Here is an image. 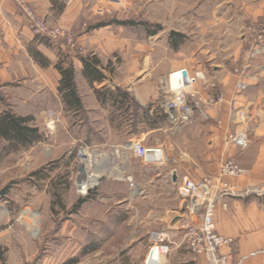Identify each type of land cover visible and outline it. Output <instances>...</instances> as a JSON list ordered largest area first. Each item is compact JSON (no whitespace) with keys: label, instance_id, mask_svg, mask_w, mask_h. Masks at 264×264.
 <instances>
[{"label":"crops","instance_id":"obj_1","mask_svg":"<svg viewBox=\"0 0 264 264\" xmlns=\"http://www.w3.org/2000/svg\"><path fill=\"white\" fill-rule=\"evenodd\" d=\"M30 1L52 24H61L74 32L85 54L73 51L64 41L36 37L16 2L0 0V90L10 92L14 112L36 117L37 110L44 109V103H48L45 108L60 107L63 112L58 126L61 134L72 140L75 149L86 144L105 153L140 141L147 148L162 150V163L146 164L132 151L126 153L124 165L136 178L138 193L133 196L126 181L107 175L103 183H115L103 184L92 189L88 197L84 196L86 227L100 221L125 224L126 213L132 210V218L144 225V229L163 228L174 236L177 246L166 255L163 264H211L206 256L191 252L184 231L179 229L180 216L187 207L177 187L185 177L201 180L207 175H216L224 160H234L248 171L239 177H228L231 184L264 186V72L253 68L254 75L246 78L250 85L248 90L239 91L233 69L242 65L240 49L227 57L204 51L195 54L194 49L188 52L170 45V51L162 54L156 41L151 45L144 39L124 38L118 25H102L86 31L79 3L66 6L63 0ZM244 3L246 7L254 4L252 0ZM225 24L226 18L222 17L199 25L203 35L209 27L215 28L216 34L227 30ZM238 28L233 25L228 30L229 40ZM156 35L149 39H156ZM88 55L100 61L97 69L102 79L86 75L82 58ZM59 62L64 66L73 63L83 107L74 109L66 105L59 91L62 78L57 67ZM260 62L264 63V59ZM113 68H121L123 75L116 74ZM179 68L197 77L190 89V98L203 102L209 118L198 115L191 125L175 132L162 108L160 82ZM243 107H248L251 115L246 123L240 124L235 112ZM2 109L0 107V113ZM34 123L39 125L38 120ZM43 128L40 126L41 132ZM243 128L248 130L251 142L245 149L226 140L229 134ZM153 133L161 134V139L155 137L156 142L151 141ZM174 174H177L176 182ZM95 202H101L100 207L94 205ZM224 202L228 203V208L224 207ZM202 212H194L193 221L200 222ZM216 215L217 230L234 238L237 254L264 248V195L222 197L218 200ZM94 241V238L87 239L83 246ZM31 259L23 255L11 263L22 264ZM51 260L56 262L57 258L45 255L39 259L43 264ZM243 264H264V257L253 256Z\"/></svg>","mask_w":264,"mask_h":264},{"label":"rangeland","instance_id":"obj_2","mask_svg":"<svg viewBox=\"0 0 264 264\" xmlns=\"http://www.w3.org/2000/svg\"><path fill=\"white\" fill-rule=\"evenodd\" d=\"M244 1L63 0V4L81 5L80 12L86 21V31L105 22L107 25L120 26L119 29L122 30L119 32L128 40L144 39L151 45L156 41L160 44L162 54H167L170 45L178 42V47L183 51L194 49L195 54L204 51L206 54L231 57L234 50L240 49L242 54L250 45L244 34L248 25L255 24L264 30V6H261L264 0H252L254 4L250 7L244 6ZM28 2L31 3L30 0ZM31 5L50 27H62L67 33L66 40L70 37L81 46L74 32L61 24H52L32 3ZM256 10H263L260 12L262 14L256 13ZM92 17L96 18L95 22ZM222 17L226 18L224 26L227 30L216 34L215 28L209 27L210 30L202 35L200 22L205 24L206 20L217 21ZM233 25L239 28L229 40L228 30ZM154 35L156 39H149ZM162 38L166 41H162ZM114 70L116 74L123 75L121 68H113ZM252 74L253 72L251 76ZM46 104L48 103L43 104L44 109L37 110L34 117L39 121V127H45L42 132L44 138L40 143L7 152L4 150L7 141L0 138V191L9 185L6 194L0 196V263L12 264L11 262H16L24 255L32 257L33 260L22 264H43L39 261L40 258L53 255L57 258L56 262L51 260L46 264H72L70 261L80 255L84 242L94 238V243L90 244L97 245L98 249L93 254L81 257L79 264H146L145 260L151 248L149 233L153 229L163 228L144 229V225L132 218V210L126 213L125 224H104L106 222L100 221L93 227H86L84 216L87 212L84 211V205L78 213L72 212L78 199L84 197L76 185V174L81 163L78 150L92 145L83 144L75 149L72 140L61 134L62 130L58 126L63 111L60 107L45 108ZM12 106L14 104L10 92L3 88L0 90V107L3 108L1 112L5 109L13 110ZM51 111L57 116L54 128L48 127ZM155 137L161 139V134H150L151 141ZM70 148L75 149L71 154L68 153ZM112 183L115 182H106ZM103 184L106 185L102 181L99 186ZM107 202L111 203L112 200ZM100 203L95 202L94 205L100 207Z\"/></svg>","mask_w":264,"mask_h":264},{"label":"built area","instance_id":"obj_3","mask_svg":"<svg viewBox=\"0 0 264 264\" xmlns=\"http://www.w3.org/2000/svg\"><path fill=\"white\" fill-rule=\"evenodd\" d=\"M19 6L22 15L28 20L29 27L33 34L40 38L50 40H66L67 33L62 27H50L47 22L39 17L28 0H13ZM250 45L241 54L242 65L234 67L236 75V89L246 91L249 83L247 76L251 75L252 69L257 68L264 72V30L255 24L247 26L244 33ZM71 49L79 54H85L84 47L76 44L70 37L65 41ZM187 72V74H186ZM197 82V77L189 74L187 69L179 68L170 72L168 76L160 82L162 97V108L166 116L169 117L173 130L182 131L186 126L191 125L198 115L209 118L203 107V102L199 99L190 98V89ZM223 96H220L222 98ZM173 112L176 115H173ZM235 119L240 124H244L249 119L251 113L248 107H243L235 112ZM49 128H54L57 122L54 112H49ZM228 142L245 149L250 145V136L246 128L235 131L227 136ZM160 148H147L140 141H134L130 145L114 147L110 151L101 152L95 147L84 146L78 150L80 169L77 171L76 185L79 192L84 196L90 194L93 188L98 187L106 174L114 176L115 179L124 180L128 183L133 196L138 193V183L134 175L130 174L124 165L125 155L130 150L146 164L151 162L162 163L156 160L147 161V152ZM161 156H162V150ZM163 159V158H162ZM84 167V171H81ZM248 171L234 160H224L216 175H207L201 180L185 177L179 184L178 192L186 203L187 211L180 217V228L184 231V238L194 255H204L211 264H243L245 260L253 256H264V248H258L248 254H237L234 249V238L221 234L217 230L218 200L227 195H264V186L240 187L227 181L228 177H239ZM228 208V203H223ZM202 212L200 222L193 221L192 214ZM151 248L146 258V264H163L159 257L169 254L177 246L174 236L165 230H151L149 233ZM157 254L158 258L152 257ZM155 256V257H157ZM151 258V262L149 261Z\"/></svg>","mask_w":264,"mask_h":264},{"label":"trees","instance_id":"obj_4","mask_svg":"<svg viewBox=\"0 0 264 264\" xmlns=\"http://www.w3.org/2000/svg\"><path fill=\"white\" fill-rule=\"evenodd\" d=\"M120 22L123 24H130L127 21ZM102 25H107V23L104 22ZM102 25H95L91 28L101 27ZM174 34L175 32L172 33L171 36L173 37ZM173 46L178 47L179 43L174 42ZM82 60L84 61L86 75H89L95 79L103 78L102 73L97 69L100 61H98L96 57L89 55L88 57L83 56ZM57 67L62 76L60 80L59 91H61L66 105L74 109L83 107L82 99L74 76L75 70L73 63H69V65L64 66L61 62H59ZM34 121L35 120L33 116H23L16 114L10 109L3 110V112L0 113V138L7 141V145L4 147V150L11 152L19 149V147H29L34 143L42 141L44 134L41 132L40 127L34 123ZM86 197H88V195ZM86 197H80L78 199V202L75 204V208L72 212H78V210L82 207V203L86 201ZM97 249V245L92 246L91 244H87L82 247L80 255L73 258L70 262H72V264H76L80 261L81 257L91 254Z\"/></svg>","mask_w":264,"mask_h":264},{"label":"water","instance_id":"obj_5","mask_svg":"<svg viewBox=\"0 0 264 264\" xmlns=\"http://www.w3.org/2000/svg\"><path fill=\"white\" fill-rule=\"evenodd\" d=\"M187 74V72H186ZM173 115L175 116L176 113L173 112ZM145 160H147L148 162L149 161H153V160H156L158 162H162L163 159H162V156H161V151L160 149H155L153 152L152 151H149L147 152L146 156H145ZM81 171L83 172L84 171V167H81ZM174 181L176 182L177 181V174H174ZM8 186L7 185L4 189H2L0 191V196L2 195H5L6 194V190L8 189Z\"/></svg>","mask_w":264,"mask_h":264},{"label":"bare ground","instance_id":"obj_6","mask_svg":"<svg viewBox=\"0 0 264 264\" xmlns=\"http://www.w3.org/2000/svg\"><path fill=\"white\" fill-rule=\"evenodd\" d=\"M154 256V258H158V256H157V254H152V257ZM155 256H157V257H155ZM160 258V260H162L163 259V257H159ZM150 262H151V258H150V260H149ZM163 261V260H162Z\"/></svg>","mask_w":264,"mask_h":264}]
</instances>
